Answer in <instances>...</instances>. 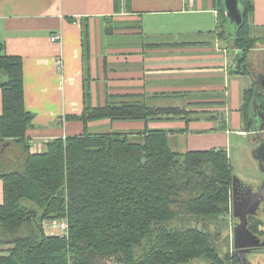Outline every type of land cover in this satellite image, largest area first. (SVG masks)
<instances>
[{"label": "trees", "instance_id": "obj_1", "mask_svg": "<svg viewBox=\"0 0 264 264\" xmlns=\"http://www.w3.org/2000/svg\"><path fill=\"white\" fill-rule=\"evenodd\" d=\"M213 5L220 38L231 41L233 61L241 55L245 64L260 42L251 35L253 0L240 1L243 24L236 36H228L222 1ZM81 35L85 104L80 116L65 120L82 122L83 133L51 140L40 153H30L25 142L33 114L23 104L22 60L6 55L0 45V158L9 141L20 145L22 155L18 170L0 172V264H243L234 247L222 254L212 234L200 227L231 211L233 174L225 150L174 151L164 129L87 131L89 122L104 119L145 125L181 119L187 125L209 112L151 106L133 95H108L103 106L92 107L86 23ZM262 66L264 71V50ZM252 93L253 87L242 93L244 130ZM259 102L264 111V95ZM207 117L217 122L221 114ZM220 127H226L223 119ZM55 220L67 221V236L46 233L43 223ZM261 224L248 219L252 234Z\"/></svg>", "mask_w": 264, "mask_h": 264}, {"label": "crops", "instance_id": "obj_2", "mask_svg": "<svg viewBox=\"0 0 264 264\" xmlns=\"http://www.w3.org/2000/svg\"><path fill=\"white\" fill-rule=\"evenodd\" d=\"M253 6L251 35L264 41V0H253ZM84 23L87 102L92 107L103 106L108 95H133L151 106L189 111V104L204 103V109L193 111L209 112L187 125L179 119L147 125L104 119L89 122V133L179 129L174 136L185 139L183 151H199L188 147L199 138L210 140L211 149L225 150L232 132L250 137L240 107L243 91L254 87L255 76L264 74L262 48L249 53L243 74L231 72L236 63L232 43L220 38L213 0H0V45L6 55L22 60L23 104L33 114L25 133L30 153L42 152L51 140L83 133L82 122L65 118L80 116L85 104ZM53 36L59 39L52 42ZM165 101L173 102L169 106ZM1 107L0 93V114ZM214 113L226 122L224 130L219 120H208Z\"/></svg>", "mask_w": 264, "mask_h": 264}, {"label": "rangeland", "instance_id": "obj_3", "mask_svg": "<svg viewBox=\"0 0 264 264\" xmlns=\"http://www.w3.org/2000/svg\"><path fill=\"white\" fill-rule=\"evenodd\" d=\"M262 42L263 40L261 39L258 44L252 47L250 52L252 50L254 51L257 50V48L259 49L262 48V50L259 51L260 52L262 51L263 53L264 44ZM167 102L168 101L164 102L165 105L168 104L169 106H171L172 105L171 103L173 101H169L168 103ZM200 108L201 107L194 106L191 109L193 110ZM202 109H204V107H202ZM179 121H182L186 124V122L181 119H179ZM217 125L220 126V120L218 121ZM213 126L216 125L214 124ZM169 131H170V135H173L172 137L169 136L170 147L174 151L185 153L186 151H183L185 150V146H186L185 139L183 137H180L178 134L174 136L175 133H180L181 131L179 129H169ZM207 134H211V133H207ZM194 135L203 137L206 135V133H194ZM227 138H228V143L225 151L227 152L228 155V160L233 177L238 179L242 183L249 185L250 187H254L258 183L262 182L263 176L259 171L257 162L253 159L251 155L252 137L240 136L237 135L235 132H232ZM219 142L217 141L215 145L217 146ZM9 143H10L9 148L6 149L4 155L0 158V161L2 162L1 166H3L0 167V172L18 170L22 164L20 145L16 144L14 141H9ZM211 143L212 142H210V140L199 138L192 140L191 144L188 147H192V149H199L201 151L210 150L212 147ZM43 149H45V146L43 147ZM260 219H261L260 222L262 224L258 227V230L256 231L255 234L259 238L256 239V243L264 246V218L261 217ZM235 222L236 220L231 215V211L228 210V213L226 215H220L215 219L209 221L207 225L205 226L201 225L200 227L204 228L205 230H207V232L212 234V236L214 237L213 241L215 243V246L219 249V251L222 254H224L228 250L232 249L234 246L233 229L235 226L234 224ZM43 225L44 226L46 225L45 231L47 234H50L51 232L58 233V231L55 230L54 227L46 224V222H44ZM1 247L3 246H0V251L2 250ZM242 259H243V264H264V248L261 249V251L251 250L249 252H246L242 255ZM193 264H199V263L195 262Z\"/></svg>", "mask_w": 264, "mask_h": 264}, {"label": "water", "instance_id": "obj_4", "mask_svg": "<svg viewBox=\"0 0 264 264\" xmlns=\"http://www.w3.org/2000/svg\"><path fill=\"white\" fill-rule=\"evenodd\" d=\"M222 6L226 17V26L228 36H236L239 28L243 24V12L240 7L241 0H221ZM241 56V55H240ZM240 56L236 57V63L233 67L235 73L243 74L246 68L241 64ZM256 81L253 87L252 97L247 108V122L245 126V133L252 137L251 155L257 162L259 171L264 176V111L261 109L259 97L264 95V74L255 76ZM5 146H8L5 145ZM4 146V147H5ZM3 151V150H2ZM241 189H249V192H253L254 188L250 187L239 181L238 179H232L231 186V215L238 222H235L233 229V244L237 254H244L251 250L263 249L264 246L256 243V239H259L255 234H252L248 229V217L256 213V209L260 206V202H264V180L261 183L256 196L242 195V199H246L242 205L238 203V196ZM241 196V195H240ZM254 198L261 199L259 203L253 206ZM257 201V200H255ZM253 206V207H252ZM241 207L245 209H252L250 211H243ZM264 216V215H263ZM263 247V248H261Z\"/></svg>", "mask_w": 264, "mask_h": 264}, {"label": "flooded vegetation", "instance_id": "obj_5", "mask_svg": "<svg viewBox=\"0 0 264 264\" xmlns=\"http://www.w3.org/2000/svg\"><path fill=\"white\" fill-rule=\"evenodd\" d=\"M263 176V175H262ZM263 180H264V176H263ZM263 182V181H262ZM262 182H260V183H258L256 186H254L253 188H254V190H253V192H249V189H241L240 190V192H239V194L241 195H239L238 196V203H239V205L241 204L242 205V203L243 202H246L244 199H242V197L244 196V195H248V196H254L255 194H256V196L259 194V191H258V189H259V187H260V185H261V183ZM243 195V196H242ZM253 199H254V202H253V206L257 203H259V201H261V199L259 198V199H256V198H254L253 197ZM255 200H257V201H255ZM252 206V207H253ZM252 207L249 209H245L244 207H241V210L243 211V208H244V211H250L251 209H252ZM264 202L263 201H261L260 202V206L256 209V213L254 214V215H252V216H250V217H248V219L249 218H253V219H257V220H259V222L261 221V217H263L264 218ZM236 222H238V221H236ZM260 225H258V227H259ZM257 230H258V228H257Z\"/></svg>", "mask_w": 264, "mask_h": 264}, {"label": "built area", "instance_id": "obj_6", "mask_svg": "<svg viewBox=\"0 0 264 264\" xmlns=\"http://www.w3.org/2000/svg\"><path fill=\"white\" fill-rule=\"evenodd\" d=\"M58 39H59L58 36L51 37V41L52 42H56ZM56 65H57L58 68H61V66H62L61 60H57L56 61ZM50 225L52 227H54V229L57 230L60 235L67 236V232H68V224H67V221H65V220L64 221H56L55 220V221L51 222Z\"/></svg>", "mask_w": 264, "mask_h": 264}]
</instances>
